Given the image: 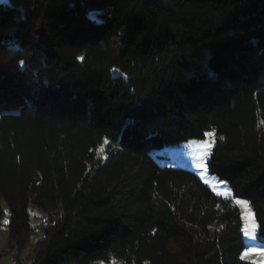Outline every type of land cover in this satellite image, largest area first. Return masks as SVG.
I'll return each mask as SVG.
<instances>
[{
  "label": "trees",
  "instance_id": "1",
  "mask_svg": "<svg viewBox=\"0 0 264 264\" xmlns=\"http://www.w3.org/2000/svg\"><path fill=\"white\" fill-rule=\"evenodd\" d=\"M206 133L264 242V0L0 4L8 249L45 216L16 264H251L231 199L150 155Z\"/></svg>",
  "mask_w": 264,
  "mask_h": 264
},
{
  "label": "rangeland",
  "instance_id": "2",
  "mask_svg": "<svg viewBox=\"0 0 264 264\" xmlns=\"http://www.w3.org/2000/svg\"><path fill=\"white\" fill-rule=\"evenodd\" d=\"M8 4V0L6 3ZM213 135L207 136L202 140H189L186 142L166 146L161 150L151 152L152 159L160 166L173 169H183L194 173L202 183L209 188L214 194L224 199L231 201L238 207L242 220V238L244 250L240 255L241 260L251 264H264V242H261L256 237V223L249 203H237V201H245L242 199L233 198L232 191L225 182L220 181L216 176L208 173L207 163L212 149ZM208 137H211L209 139ZM0 209L4 212L0 219V264H16L15 258L20 261L27 262L32 256V246L38 239H41L43 234H36L34 230L38 222L44 219L39 210H34L30 213V225L32 227L31 242L20 256L17 255L16 248L8 249L6 232V206L0 200ZM37 219H36V218ZM43 221V220H42ZM41 221V222H42ZM40 224L38 225H42ZM248 228V234H245V227Z\"/></svg>",
  "mask_w": 264,
  "mask_h": 264
},
{
  "label": "snow or ice",
  "instance_id": "3",
  "mask_svg": "<svg viewBox=\"0 0 264 264\" xmlns=\"http://www.w3.org/2000/svg\"><path fill=\"white\" fill-rule=\"evenodd\" d=\"M7 2V0H0V4H2V3H6ZM21 63H23L22 61H21ZM206 135H209V136H211V135H213V133H206ZM237 203H247L246 201H237ZM244 231H245V234H248V228H247V226L245 227V229H244Z\"/></svg>",
  "mask_w": 264,
  "mask_h": 264
},
{
  "label": "built area",
  "instance_id": "4",
  "mask_svg": "<svg viewBox=\"0 0 264 264\" xmlns=\"http://www.w3.org/2000/svg\"><path fill=\"white\" fill-rule=\"evenodd\" d=\"M208 138L211 139V137ZM41 224H42L41 226H45V221H42Z\"/></svg>",
  "mask_w": 264,
  "mask_h": 264
},
{
  "label": "bare ground",
  "instance_id": "5",
  "mask_svg": "<svg viewBox=\"0 0 264 264\" xmlns=\"http://www.w3.org/2000/svg\"><path fill=\"white\" fill-rule=\"evenodd\" d=\"M43 227V226H42Z\"/></svg>",
  "mask_w": 264,
  "mask_h": 264
}]
</instances>
